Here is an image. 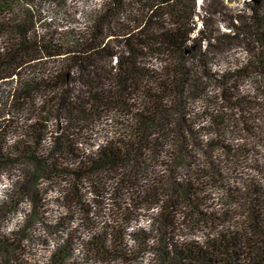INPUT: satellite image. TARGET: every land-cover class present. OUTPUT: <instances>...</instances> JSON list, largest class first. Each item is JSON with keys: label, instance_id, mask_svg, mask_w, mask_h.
<instances>
[{"label": "trees", "instance_id": "16d2710c", "mask_svg": "<svg viewBox=\"0 0 264 264\" xmlns=\"http://www.w3.org/2000/svg\"><path fill=\"white\" fill-rule=\"evenodd\" d=\"M48 1L0 0V264H26L38 221L62 233L42 264H264V0L194 37L196 0H101L66 28ZM203 41L239 61L213 69ZM110 122L124 133L100 143Z\"/></svg>", "mask_w": 264, "mask_h": 264}, {"label": "rangeland", "instance_id": "374dc122", "mask_svg": "<svg viewBox=\"0 0 264 264\" xmlns=\"http://www.w3.org/2000/svg\"><path fill=\"white\" fill-rule=\"evenodd\" d=\"M100 2L101 0H66L65 2L60 0L38 2L35 7L40 10L39 14L44 21L66 28L68 26H85L86 24H88L91 13ZM246 2H248V0H196L194 16L196 30L193 37L197 34L196 31L202 27V22L204 19L209 20V24H213L214 28H217L219 33L230 32L229 25L232 21H234V16L242 15L244 13L246 14ZM202 49H209L208 54L211 58L209 59L208 64L213 69H218L220 68V66H223L233 59H237V61H239L238 58L242 54L241 48L229 45L226 42H224L222 46L210 48L207 47L206 42L203 41ZM109 61L113 66L117 62V59L113 58L109 59L108 62ZM74 87L78 90L83 89L79 87L77 83H74ZM103 128L104 129L102 131L96 134V136H99L100 140L108 138L113 139L124 133V129L121 128L119 124L116 125L114 122H110ZM181 170L182 168L180 166H177L174 174L173 172L169 173V171L167 172V174L169 173V176H172L174 178L176 172ZM14 174V171H10L7 173V175L4 174L0 176V200L2 199V196L4 197L7 195V193L12 191V181L10 180L11 178L9 176H12ZM168 177L166 181L167 187H171V183H169V181H171V178ZM220 183L221 180L218 179V184ZM46 186L47 183L44 182L41 187L44 188ZM123 192L124 191H122L121 193ZM53 195H55L53 192H51L50 195H45L49 202H45L42 209L45 210L46 208L47 210H50L51 213L48 214V216H51L52 214L55 216L62 210V207H60L59 204H56V202L49 200V198L53 197ZM212 196L214 197L213 204L216 210L226 211L228 209L229 200L220 187H215L213 189ZM123 197L126 198V196ZM126 202H129L128 198ZM29 208L30 205L26 200L21 202L18 207L17 213L11 212L10 214H8L4 221V227L2 229L6 232L22 229L24 212H27ZM119 212L124 211L118 209L116 205H113V208L110 212L112 216H114V218H117ZM28 223L30 224V222ZM141 223L146 225L148 222L145 220H141ZM30 228L33 232V236H31V239L25 240L27 249L25 262L26 264H42L47 259L49 251L53 249L54 246L60 243V235L62 236L61 229L59 230V228H57L56 226L47 228L45 225H43V223H41V221H38V223L31 225ZM195 233L198 240H202L205 236L201 231H196Z\"/></svg>", "mask_w": 264, "mask_h": 264}, {"label": "built area", "instance_id": "2783aa9c", "mask_svg": "<svg viewBox=\"0 0 264 264\" xmlns=\"http://www.w3.org/2000/svg\"><path fill=\"white\" fill-rule=\"evenodd\" d=\"M105 140H106V139H103V140H100V139H99V142H100V143H103Z\"/></svg>", "mask_w": 264, "mask_h": 264}]
</instances>
